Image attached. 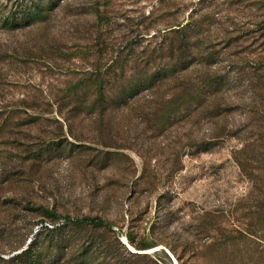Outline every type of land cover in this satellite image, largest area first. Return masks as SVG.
<instances>
[{
    "label": "rangeland",
    "instance_id": "1",
    "mask_svg": "<svg viewBox=\"0 0 264 264\" xmlns=\"http://www.w3.org/2000/svg\"><path fill=\"white\" fill-rule=\"evenodd\" d=\"M179 59L178 83L229 89L204 103L171 75L120 98ZM260 198L264 0H0V264H264L260 240L219 244L264 238Z\"/></svg>",
    "mask_w": 264,
    "mask_h": 264
},
{
    "label": "trees",
    "instance_id": "2",
    "mask_svg": "<svg viewBox=\"0 0 264 264\" xmlns=\"http://www.w3.org/2000/svg\"><path fill=\"white\" fill-rule=\"evenodd\" d=\"M184 25L182 27H178L176 30H180L181 28H183ZM183 46L180 44V47ZM115 62V61H113ZM120 66H124V65H120ZM190 67L189 63H186V61L184 60H177V63L171 68V69H164V68H155L154 70H147L144 71L142 69L136 70L134 71V73L132 75H130L129 79L127 80V83L121 88L119 89V91L121 92V96L120 98H124L125 101L127 98H132L134 96H137L138 94L151 90L153 88H155L159 83H162L164 81L167 80L168 77H170L171 75L173 76L175 82H176V86L178 87L179 92L183 93V92H187V94H195L196 96H192L193 98L200 100L201 96H203V102L205 103L206 101V95L202 94V91L206 88L208 90L209 95L211 96H215L217 94H220L224 91H226V89L228 90L230 87V79H228V77L224 76V75H214V76H207L203 82H201L200 84L194 85L192 83L185 85L184 83H178L181 81H178L180 79H178L179 77V73L185 72L186 70H188ZM170 71H172V73L174 74H170ZM178 76V77H176ZM178 81V82H177ZM96 89L98 90L99 94H101V100L100 101H104L105 100V88L106 86L104 85V77H102L101 74L98 75V78H96L94 80ZM116 91V89H114ZM104 96V97H103ZM199 106V105H198ZM235 132H239V130L235 131ZM237 134V133H236ZM242 139V137H240ZM249 138H244L243 143H242V148L235 151L234 152V157L235 160L237 161V163L243 168L245 169L246 163L245 162H249V161H254L255 158H251V157H245L244 153H248L250 154L251 152L255 151L256 153H261L259 150H257L256 146H252L253 143L249 142ZM213 146L212 143H207L205 145L204 148L201 149V151H206L208 149H210ZM254 154V156H255ZM243 158V159H241ZM254 180V179H253ZM259 206L263 208L264 210V198H260L258 200ZM261 208V209H262ZM68 220H71L72 222H74L75 224H90L93 225L95 227H109L110 223L103 220L100 217H82V218H76V219H72L70 217H67ZM43 227V226H42ZM47 228V226L45 227ZM239 235H229V234H225V236H223V239L219 240V244H221L222 246H225L226 248L230 249V247H235L237 245H244L246 243V241H254L255 243H257V240L259 242V240L261 242L264 243V238H260L257 235H255V233H252L251 231H238ZM254 239V240H253ZM256 239V240H255ZM245 241V242H243ZM29 248V247H28ZM28 248H26L25 250H23L19 255L14 256L11 260L15 261L16 259H20L23 258L25 255H27L28 253ZM264 248V247H263ZM179 261H181V257L179 256ZM261 260V259H260ZM203 259H197L196 262L198 264H202ZM262 262L264 263V259L262 260ZM182 264V262H180Z\"/></svg>",
    "mask_w": 264,
    "mask_h": 264
},
{
    "label": "bare ground",
    "instance_id": "3",
    "mask_svg": "<svg viewBox=\"0 0 264 264\" xmlns=\"http://www.w3.org/2000/svg\"><path fill=\"white\" fill-rule=\"evenodd\" d=\"M130 246V245H129ZM130 249H132L133 251H136L132 246H130ZM170 253V252H169ZM171 254V253H170ZM175 260V264H178V261L175 259V257H173Z\"/></svg>",
    "mask_w": 264,
    "mask_h": 264
},
{
    "label": "water",
    "instance_id": "4",
    "mask_svg": "<svg viewBox=\"0 0 264 264\" xmlns=\"http://www.w3.org/2000/svg\"><path fill=\"white\" fill-rule=\"evenodd\" d=\"M168 253H169V251H167ZM170 254V253H169ZM170 256L172 257V259H173V262H174V264H175V260H174V258H173V256L170 254Z\"/></svg>",
    "mask_w": 264,
    "mask_h": 264
}]
</instances>
